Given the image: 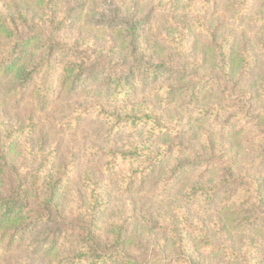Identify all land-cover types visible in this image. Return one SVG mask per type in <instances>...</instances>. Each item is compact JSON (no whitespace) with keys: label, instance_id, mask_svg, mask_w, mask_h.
I'll return each instance as SVG.
<instances>
[{"label":"rangeland","instance_id":"374dc122","mask_svg":"<svg viewBox=\"0 0 264 264\" xmlns=\"http://www.w3.org/2000/svg\"><path fill=\"white\" fill-rule=\"evenodd\" d=\"M262 1L252 0L251 10L239 17L232 0H218L205 10L198 2L188 12L169 11L157 0H0V15L31 20L32 33L46 43L78 48V54L91 63L109 52L103 61L111 62L108 67L112 70L119 58H130L109 21L142 20L140 51L144 58L182 66L199 79L209 76L216 85L213 91L202 92L195 105L188 102L183 90H175L167 104L148 90L129 101L105 104L96 91H69L59 86L57 78L43 104L37 82L20 95L14 80L0 74V129L22 125L32 130L16 150L15 163L31 170L35 159L53 158L68 177L65 205L85 202L94 186L106 205L104 221L115 213L132 215L127 249L141 263L264 264V162L254 154V132L238 129L240 124L231 114L237 111L248 118L264 114V20L257 22L264 19ZM69 7L76 9L78 20L58 30ZM51 18L55 24L50 23ZM38 23L46 32H38ZM225 39L236 60H254L247 76L237 68L231 74L218 69L213 51ZM3 52L0 36V57ZM38 55L29 50L22 61L31 63ZM166 92L163 88L158 94L161 97ZM237 101L244 109L231 112L230 104ZM224 102L226 110L221 109ZM102 105H106L103 111L155 113L174 135L149 137L142 129L128 128L107 135ZM188 138L193 139L194 148L203 150L205 167L179 170L194 161ZM144 145L163 154L151 175L135 172L137 165H128L119 155ZM226 175L244 194L223 201L220 192L206 211L201 208L202 200L184 202L185 194L197 183L211 186ZM240 220H245L243 226ZM249 220L256 224L255 229L250 228ZM175 235L181 237V243ZM229 250L236 260L227 254ZM33 253L7 237L0 240V264H49L48 257Z\"/></svg>","mask_w":264,"mask_h":264},{"label":"trees","instance_id":"16d2710c","mask_svg":"<svg viewBox=\"0 0 264 264\" xmlns=\"http://www.w3.org/2000/svg\"><path fill=\"white\" fill-rule=\"evenodd\" d=\"M157 1L169 11L188 12L192 7L194 10L198 2L201 4L200 8L205 10L208 5L213 2L215 4L218 0ZM232 1L235 14L239 17L252 8V0ZM262 2L264 4V0ZM75 12L73 7L65 9L57 29L74 24L78 20ZM259 20L264 19H258L257 22ZM54 22L55 19L51 18L50 23ZM30 24L31 20L28 21L24 17L0 15V36L4 43V52L0 57V74L14 80L20 95L32 82H37L34 84L43 104L52 94L57 78L59 86L69 91H96L104 97V103L129 101L140 92L145 93L148 90L149 95L154 94V97L161 98L160 100L167 104L170 103L175 90H183L184 97L195 105L202 92L216 88L207 75L206 79H199L195 72H190L182 66L167 64L164 60L155 62L144 58L140 51L142 20L109 21V28L121 38L127 51L125 55L130 58L128 61L121 58L116 62L114 60L113 70L108 67L111 62L103 61L104 56H109V52L105 55L99 54L91 63L78 54V48H61L57 43L40 40L39 35L32 33L34 26ZM38 24V32H46L43 24ZM262 25L264 26V21ZM228 44L225 39L215 46L213 51L217 57L218 69L225 74H231L237 68L241 69L242 75L247 76L252 71L254 60L252 62L247 57L244 61L236 60ZM29 50L37 52L38 58L31 63L23 62L24 55ZM262 76L261 98L264 100V73ZM154 84L158 87L151 88ZM163 88L167 92L160 97L158 92ZM105 106H101L100 113L106 124L107 135L119 134L126 128L133 131L142 129L149 137L166 138L174 135V130L167 127L155 113L103 111ZM222 106L221 109L226 110L225 102ZM232 109H244L243 103L233 102L229 110L232 112ZM231 114L235 118L234 122L240 124L238 129L245 133L250 130L254 132V154L259 161L264 162V114H256L254 118H248L237 111ZM228 117L229 115L226 119L230 120ZM28 127L20 125L0 129V240L7 237L10 243L26 251L46 256L49 258V264H144L135 260L127 249V234L132 215L127 213V216L123 217L115 213L108 221H104L106 205L102 201L103 198H99L98 190L94 186L85 202L65 205L68 177L58 168L53 158L41 156L40 159H35V166L31 170L21 168L15 163L16 150H19L22 140L32 134L31 126ZM188 141L193 146V139L188 138ZM201 151L203 150L200 147L193 146L194 161L179 170L186 167L193 170L205 167ZM119 155L128 165H137L135 172L151 175L157 170L161 162L159 157L163 154L154 153V150L144 145L133 147ZM232 180L234 179L226 175L211 186L197 183L190 193L185 194L184 202L196 204L195 202L202 200L204 203L201 208L206 211L214 196L220 192H223V201L229 196L231 198L232 195L244 194ZM263 183L264 180L262 185ZM243 222L245 220L238 221L242 226ZM248 224L251 229L256 228V224L250 220ZM175 238L178 244L182 242L180 236L175 235ZM227 254L231 255L233 260L237 259L232 251L229 250Z\"/></svg>","mask_w":264,"mask_h":264}]
</instances>
